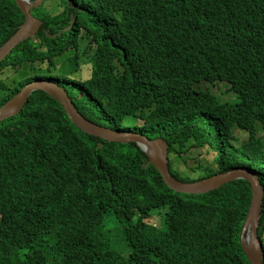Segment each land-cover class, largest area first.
<instances>
[{"label": "trees", "instance_id": "16d2710c", "mask_svg": "<svg viewBox=\"0 0 264 264\" xmlns=\"http://www.w3.org/2000/svg\"><path fill=\"white\" fill-rule=\"evenodd\" d=\"M45 1L32 11L37 35L0 62V106L50 80L86 118L167 140L177 180L246 168L264 190V0H63L55 15ZM24 22L14 0H0V47ZM82 30V53L94 46L90 80L28 73L70 49L77 59ZM10 68L24 78L2 80ZM202 83L227 84L234 100ZM235 126L248 133L240 145ZM194 147L213 161L182 155ZM250 199L244 180L171 190L136 142L85 133L43 91L0 121V264H249L239 237ZM263 227L264 194L262 243Z\"/></svg>", "mask_w": 264, "mask_h": 264}, {"label": "water", "instance_id": "95a60500", "mask_svg": "<svg viewBox=\"0 0 264 264\" xmlns=\"http://www.w3.org/2000/svg\"><path fill=\"white\" fill-rule=\"evenodd\" d=\"M25 16V22L17 32L0 47V62L22 42L37 35L42 21L33 16L34 8L43 4L44 0H14ZM73 20L64 31L72 27ZM35 91H43L58 100L66 115L85 133L101 137L109 141L122 143L136 142L147 154L151 165L157 169L165 184L180 194L201 195L217 190L235 181L244 180L249 184L251 199L240 232V246L249 264H264V244L258 238L259 218L262 210L264 190L254 172L246 168H235L220 172L195 182H181L174 178L169 169V143L162 137L150 138L139 131L115 129L86 118L68 96L67 92L56 82L36 79L26 84L8 102L0 106V121L18 114Z\"/></svg>", "mask_w": 264, "mask_h": 264}, {"label": "rangeland", "instance_id": "374dc122", "mask_svg": "<svg viewBox=\"0 0 264 264\" xmlns=\"http://www.w3.org/2000/svg\"><path fill=\"white\" fill-rule=\"evenodd\" d=\"M66 4L63 0H46L44 3V8L48 10L51 14L55 15L61 13L65 10ZM89 39L85 38V31L82 30L80 38H79V47H78V57L75 58V51L73 49L67 50L64 52L63 55L59 56L54 61V66L49 65L48 62L42 64L36 62L34 67L30 69L28 72L31 74H39L44 76H63L65 75L66 78L69 80L77 81V82H86L90 80V76L92 74V61L89 59L91 58V54L94 50V46H90V49L85 51L86 53H82L84 48H87ZM88 49V48H87ZM25 71H20L21 74H24ZM17 69H5L1 72V79L10 83L11 81H19L24 78L25 75H20ZM199 86L203 88H209L211 92L216 94L222 101H231L234 100V93L232 91H227L228 85L225 83H216L214 85L202 83ZM138 123H141V120H137ZM136 122V118H128L125 120L127 124H134ZM233 132L236 138L232 139L235 145H240L242 141L246 140L248 137V133L239 128L238 126L233 127ZM257 135L260 137L264 136L263 131L259 130ZM264 143V138H263ZM202 153L201 157L206 160L213 161L215 156V152L208 151L207 147H194L191 148L189 152L182 153L185 156H197L198 154ZM174 159V158H173ZM175 160V159H174ZM192 162V161H191ZM190 162V163H191ZM193 165V163H192ZM175 169L179 172L184 170L185 165H182L180 160H176L174 163ZM184 176V174H181ZM152 217H156L153 215ZM161 219L158 222L160 227ZM111 227V226H108ZM262 239L264 244V227L262 231Z\"/></svg>", "mask_w": 264, "mask_h": 264}, {"label": "clouds", "instance_id": "9594fccd", "mask_svg": "<svg viewBox=\"0 0 264 264\" xmlns=\"http://www.w3.org/2000/svg\"><path fill=\"white\" fill-rule=\"evenodd\" d=\"M187 183H190V182H187Z\"/></svg>", "mask_w": 264, "mask_h": 264}]
</instances>
